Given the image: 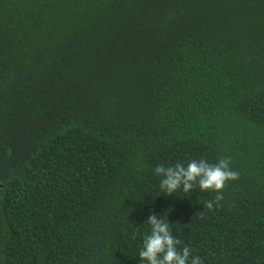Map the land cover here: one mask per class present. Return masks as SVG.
I'll list each match as a JSON object with an SVG mask.
<instances>
[{
    "label": "trees",
    "instance_id": "16d2710c",
    "mask_svg": "<svg viewBox=\"0 0 264 264\" xmlns=\"http://www.w3.org/2000/svg\"><path fill=\"white\" fill-rule=\"evenodd\" d=\"M227 157L219 207L160 188ZM153 213L264 264V0H0V264H148Z\"/></svg>",
    "mask_w": 264,
    "mask_h": 264
},
{
    "label": "clouds",
    "instance_id": "9594fccd",
    "mask_svg": "<svg viewBox=\"0 0 264 264\" xmlns=\"http://www.w3.org/2000/svg\"><path fill=\"white\" fill-rule=\"evenodd\" d=\"M231 158H221L218 163L210 164L206 160L192 159L187 166L177 162L174 166L165 167L158 165L155 173L161 176L160 188L167 195L176 193L181 189L185 193L192 191L198 184L202 191H215L218 193L214 200L204 203L205 209H213V205L220 206L223 199V189L228 181L239 179L240 173L230 167ZM151 226V233L146 234L143 248L139 252L141 260L148 264H189L191 249L184 246L182 250L177 245L181 243L170 230L169 223L158 218L156 214H150L146 221ZM135 239V235L133 236ZM190 264H203L199 256L191 258Z\"/></svg>",
    "mask_w": 264,
    "mask_h": 264
}]
</instances>
